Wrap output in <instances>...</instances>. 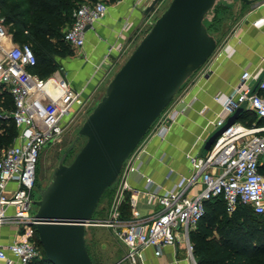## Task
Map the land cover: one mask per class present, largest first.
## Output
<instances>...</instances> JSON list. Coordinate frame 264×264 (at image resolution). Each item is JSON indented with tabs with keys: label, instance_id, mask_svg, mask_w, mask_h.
<instances>
[{
	"label": "built area",
	"instance_id": "obj_1",
	"mask_svg": "<svg viewBox=\"0 0 264 264\" xmlns=\"http://www.w3.org/2000/svg\"><path fill=\"white\" fill-rule=\"evenodd\" d=\"M148 1L138 0V4ZM108 11L105 0L82 4L73 13V23L64 31L65 42L75 50L83 49L87 32ZM257 24L264 25V19ZM37 63L31 45L15 43L6 19L0 15V85L8 90L14 104L11 112L0 116L12 119L18 129L15 144L5 148L0 157V264H32L42 257L34 238L38 221L33 210L37 204L34 192L40 159L45 147L61 138L67 117L79 112L87 102L82 91L71 87L62 69L44 79L33 72ZM259 70L243 73L223 105L228 116L244 108L264 120V75ZM188 107L183 99L175 98L164 111L125 162L115 182L118 186L111 217L96 221L117 230L127 247L123 264L145 261V252L150 248L161 257L165 248L176 247L181 238L189 258L198 264L190 233L204 216L206 202L214 198L222 197L226 201L229 214L243 204L264 215V174L260 172L264 159V124L247 126L238 121L204 154L188 153L191 173L181 184L174 189L150 187L148 193L158 207L157 213L147 217L136 213L132 219L122 218L120 206L126 192L131 190L130 175L139 171L136 162L145 153L144 144L151 137L165 139ZM227 121L220 114L209 121V126L219 131ZM130 202L137 207L136 196L132 195Z\"/></svg>",
	"mask_w": 264,
	"mask_h": 264
},
{
	"label": "water",
	"instance_id": "obj_2",
	"mask_svg": "<svg viewBox=\"0 0 264 264\" xmlns=\"http://www.w3.org/2000/svg\"><path fill=\"white\" fill-rule=\"evenodd\" d=\"M161 1L155 0L148 12ZM217 2H171L84 123L80 135L87 137V143L70 165L65 164L64 156L49 186L40 190L36 229L52 264H94L86 243L87 226L94 223L100 200L118 180L125 162L182 87L217 50L218 41L205 24ZM243 111L238 109L207 141L205 152L239 121Z\"/></svg>",
	"mask_w": 264,
	"mask_h": 264
},
{
	"label": "crops",
	"instance_id": "obj_3",
	"mask_svg": "<svg viewBox=\"0 0 264 264\" xmlns=\"http://www.w3.org/2000/svg\"><path fill=\"white\" fill-rule=\"evenodd\" d=\"M154 1L144 5H139L138 0L109 3L106 16L87 32L85 47L60 61L63 75L71 87L83 92L86 101L99 93L152 23L153 14L148 9ZM247 7L233 30L218 42L209 61L185 84L181 99L189 105L186 112L179 115L165 139L151 137L144 144L145 153L136 162L139 171L130 175L131 190L125 194L136 196L138 203L137 207L130 205V217L125 220L136 213L147 217L158 212L148 193L150 187L174 189L181 184L191 173L188 153L204 154L207 141L218 131L209 126V121L220 114L231 117L223 112V105L243 73L259 68L264 75V25L257 24L264 19V0H255ZM182 240L176 247L165 248L161 257L156 256L155 249H147L146 260L139 264H194ZM125 249L119 264L127 254L126 245Z\"/></svg>",
	"mask_w": 264,
	"mask_h": 264
},
{
	"label": "trees",
	"instance_id": "obj_4",
	"mask_svg": "<svg viewBox=\"0 0 264 264\" xmlns=\"http://www.w3.org/2000/svg\"><path fill=\"white\" fill-rule=\"evenodd\" d=\"M98 1L101 0H0V15L6 19L15 43L31 45L38 62L33 72L46 79L60 70L62 59L75 55V49L64 40L65 29L73 23L74 11L84 3ZM105 1L109 4L117 0ZM13 107L12 96L0 85V115L11 112ZM239 121L247 126L264 124L263 119L247 109ZM17 135L14 121L0 116V157L16 141ZM260 172L264 174V159ZM130 199L127 196L123 205L124 219L130 217ZM205 208L204 216L190 233L198 264H264V215L243 204L229 214L222 197L207 201ZM34 238L42 257L32 264H52L43 252L37 233Z\"/></svg>",
	"mask_w": 264,
	"mask_h": 264
},
{
	"label": "rangeland",
	"instance_id": "obj_5",
	"mask_svg": "<svg viewBox=\"0 0 264 264\" xmlns=\"http://www.w3.org/2000/svg\"><path fill=\"white\" fill-rule=\"evenodd\" d=\"M172 1L173 0H162L158 4L153 13L152 23L143 31L115 73L104 84L99 93L91 100H88L86 105H84L79 112L73 116L67 117L65 131L61 138L55 143L45 147L37 170V182L34 192L35 201L41 198L40 190L48 187L51 183L53 174L63 157L66 156L65 164L70 165L87 143V137L80 135V130L84 123L105 96L110 81L135 51L157 19L167 10ZM247 10V5L241 0H218L214 9L206 16L205 24L210 34L213 35L218 42H221L233 30L241 15ZM186 87V85L182 87L175 97L176 99L181 98ZM13 144H15V142ZM69 150L70 152L68 153ZM117 186V184H114L104 193L94 214L95 221L87 226L86 229V243L94 264H119V259L122 258L126 251L125 245L120 239L116 229L96 223V221L109 219L111 217L116 197L115 189L117 191ZM125 202H127V195L123 198V202L120 206L121 213ZM38 209L39 206L34 204L33 210L38 212Z\"/></svg>",
	"mask_w": 264,
	"mask_h": 264
}]
</instances>
